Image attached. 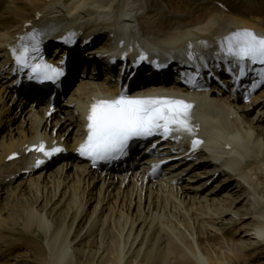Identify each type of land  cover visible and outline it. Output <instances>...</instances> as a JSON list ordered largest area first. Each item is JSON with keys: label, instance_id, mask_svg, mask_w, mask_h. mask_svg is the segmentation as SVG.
Wrapping results in <instances>:
<instances>
[{"label": "bare ground", "instance_id": "6f19581e", "mask_svg": "<svg viewBox=\"0 0 264 264\" xmlns=\"http://www.w3.org/2000/svg\"><path fill=\"white\" fill-rule=\"evenodd\" d=\"M120 1L0 0V75L8 63L11 64L9 45H14L20 34L41 25L56 26L60 34H56L55 39L70 29L75 30L77 35L81 33L83 38L104 32L118 22L119 16L122 18L120 23L127 25L130 21L126 18L135 16L145 38H153L159 48L164 47L167 51H172L179 42L186 43V39H201V44L204 42L207 46L215 41L214 36L226 33L228 36L244 28L264 34V0H144L145 3L142 0H126L125 4ZM27 23L31 25L27 26ZM148 34L151 35L147 37ZM49 43H54L51 54L54 57L51 58L58 60L64 55L66 47L56 41ZM49 43H46L47 46ZM75 45L73 57L79 63L85 57L79 54L81 43L76 41ZM85 52L91 53L92 50ZM76 68L79 69V65ZM10 73L11 69L0 77V216L7 215L19 199L33 196L36 202L42 201L41 209L47 211L41 212L37 206H31L26 212L27 227L23 229L29 233L37 224L47 237L42 244L37 241L30 245L37 258L48 264L71 263L72 244L81 232L74 239L69 236L75 222L79 224L81 220L87 227L83 235L89 237V243L112 253L111 261L107 262L109 259L106 258L101 264H122L126 255L138 259L136 264H215L209 256L213 251V258H217L210 240H224L227 225L230 222L232 225L241 223L248 218L246 215L253 218L250 225L255 244H264V210L259 209L264 199L257 194L259 173L256 172L264 170V133H255L250 124V121L255 125L261 120L264 97L260 99V96H264V88L244 102L239 101V96L229 95L226 90L207 86L206 83L201 84L202 90L194 93H182L172 85H166L161 90H148L153 87L150 83L145 85L146 91H137L142 95L165 94L196 108L191 115L194 127L191 135L202 136V150L190 165L183 164L186 162L184 159L190 158L186 155L178 168L177 164L167 166L169 172H173L169 177L163 175L159 179H151L144 166L148 161L146 159L139 169L121 177L96 175L78 162V157L72 161L64 157L52 171L41 170L29 175L33 173L34 165L25 153V145L42 137L49 146H64L68 155L74 152L86 136L88 102L98 93L108 96L111 93L98 90V85L106 82L103 81L104 75L80 70L77 75L82 77L77 78L66 100L57 104L58 109L65 113L57 117L55 113L47 116L48 103H40L42 95L16 93L15 78L8 80ZM107 86L104 84L101 88ZM72 102L74 105L69 107ZM57 107L54 106L55 112ZM250 113L255 114L249 118ZM11 122L18 123L13 126ZM9 124L10 127L5 128ZM179 137L184 139L186 132H181ZM181 143L179 139L169 146V151H175ZM184 152L185 149L177 151L178 154ZM12 153L21 156L8 159ZM50 162L46 158L42 167ZM27 169L30 170L26 172ZM221 175L226 176L221 184L217 183L209 193L205 192L211 197L204 195L199 198L208 178L215 179ZM195 177L201 180L200 183L186 189ZM185 180L186 186L180 185ZM48 182L54 185L53 193L45 197L43 192L47 191ZM92 182L94 184L90 188ZM238 191L241 193L237 194ZM218 194L220 197L216 198ZM246 198L254 203L250 212L242 217L243 205H236ZM193 202L195 205L186 209ZM201 205L205 206L204 214L200 213ZM190 210L193 213L188 212ZM176 212L190 213L193 222L173 218ZM59 213L64 217L70 214L67 226L65 223L62 227L57 228L55 224L53 227L47 219L48 215H56L55 218ZM229 214H233L232 217L225 219L224 216ZM1 222L3 218L0 217ZM60 232L64 236L61 246L57 247L55 239ZM11 241L5 240L0 233V264H6L3 258L9 255L15 242ZM226 249L231 252L230 248ZM128 264H133V261Z\"/></svg>", "mask_w": 264, "mask_h": 264}, {"label": "snow or ice", "instance_id": "6c2138e0", "mask_svg": "<svg viewBox=\"0 0 264 264\" xmlns=\"http://www.w3.org/2000/svg\"><path fill=\"white\" fill-rule=\"evenodd\" d=\"M46 35L43 30H33L18 38L21 43L19 48H13V57L18 70L24 72L29 80L56 84L65 73L62 67H54L43 60L41 45ZM219 48L218 55H222L229 65L234 83L239 84L251 71L258 77V81L254 79L251 86L255 88L264 84V37L250 30H238L223 37ZM146 59L144 54L139 57V61ZM188 59L195 60V54L189 51ZM139 61L134 66H138ZM233 66L237 71H233ZM196 72H199L198 67ZM192 107L179 99L132 97L123 92L112 100H94L87 115V139L80 145L79 154L90 159L95 166L97 162L107 163L126 156L136 141L152 137L166 140L174 132L192 134ZM200 143V140L194 139L192 149L195 150ZM34 150L46 157L62 151L60 148L46 150L44 144ZM41 163L43 161L38 160L37 166ZM157 167L153 166V172Z\"/></svg>", "mask_w": 264, "mask_h": 264}, {"label": "rangeland", "instance_id": "374dc122", "mask_svg": "<svg viewBox=\"0 0 264 264\" xmlns=\"http://www.w3.org/2000/svg\"><path fill=\"white\" fill-rule=\"evenodd\" d=\"M119 1L120 0H118V2ZM120 2H124V4H125L126 0H121ZM73 88L68 89L64 99H66L67 96H69V93ZM261 97H263V96H261ZM255 100H259V99H255ZM254 114L250 113L248 115V117L250 118ZM259 121L257 123L255 122V125H254L255 127L253 129H254L255 133H261L262 134V133H264V129H262L261 127H262L264 121L263 120H261V122H259ZM17 123L11 122V125H13V124L17 125ZM253 123H251V124L253 125ZM256 125H258V126H256ZM8 126L10 127V124L5 125V128H8ZM1 127H4V126H1ZM262 137H264V134L262 135ZM53 169H54V167L51 168V171ZM208 169L209 168H206V170H208ZM198 171H200V170H198ZM256 172L259 173L258 180H257L259 188L257 189V194L262 199H264V170L263 171L256 170ZM195 174L196 173H194V175ZM194 175H193V177H194ZM206 176L207 175H205V177ZM225 177L226 176L221 175V176L216 177L215 179L208 178L206 186L203 187L200 191L201 195L199 196V198H201V196H204V195H207V197H211V195L206 194V193H209V190L212 187L214 188V186L217 183L221 184L220 181L223 180ZM184 179H186V177ZM186 180H185V182H182L180 185H185ZM193 180L194 181H191L192 183L188 184V186L185 185L186 189H187V187H191V185H193V187H194V185L197 186L201 181V180L198 181L199 179L196 177ZM204 180H206V179H204ZM42 185L43 184L41 182V186ZM47 185H48L47 191L43 192L45 197H49V195H51L53 193L54 185L50 184L49 182L47 183ZM92 185H93V183L90 184L89 187L91 188ZM204 188H206L205 191H203ZM188 190H190V188H188ZM93 191H94V189H93ZM203 192L204 193L206 192V193L204 194ZM221 193H219V194L221 195ZM240 193H241V191H238L237 194H240ZM40 194H41V192H40ZM219 194L216 195L215 197L216 198L220 197ZM27 199L26 198L21 199V201L19 199L17 203L13 204V206L10 207L11 211L10 210L7 211L8 212L7 215L5 214L3 216H0L1 218H3V222H4V223L3 222L0 223L1 235L5 237V240H8V241L12 240L11 242L15 241L13 246H11L12 248L9 252V255H7L5 259L3 258V260H5L6 264H48L47 262H44V261L40 260L39 258H37V256L33 252L32 248L30 247L31 244L32 245H33V243L36 244L37 241H39V244H42L46 241L47 237L44 235V232H42L38 229L37 224H36V226H33L32 231L29 233H27L25 230H23L25 227H27V216H26L27 210L31 206H37V208L41 209L42 208V201L38 200L36 202L35 198L33 196H31V198L29 197ZM36 199H37V197H36ZM22 200H24V201L22 202ZM217 201H219V200H217ZM51 203H53V200ZM253 203H254V201H252L249 198H246L236 205V207L243 205V207L241 209V214H240L242 217L245 216L244 214H246V212H250L249 210L251 207H253ZM49 205H47V208ZM193 205H195L194 202L192 205L188 204L186 209L189 206L191 207ZM142 206H143V204H142ZM259 207H260L259 208L260 211L264 210V200L261 201V204L259 205ZM199 208H201L200 213L202 212L204 214L206 212L205 206L203 207V205H201ZM89 209H90V207H89ZM40 211L45 212L47 210L41 209ZM22 212H23V214H22ZM188 212L193 213V211H191V210ZM198 212H199V210H198ZM183 213L176 212V213H174L173 218L181 219L187 223L193 222L189 217L190 213L188 215L185 213L183 214ZM169 215L171 216V213ZM232 215H230V214L225 215L224 218L227 219L228 217H232ZM45 216H46V214H45ZM54 216H56V215H52V216L48 215V217H47V219L49 220V222L52 224L53 227H55V225H56L57 228H59V227H62V224L65 225V223L67 226L68 222H70V214L68 216L64 217V215H62V214L60 215V213H59V214H57V217L54 218ZM61 216H63L64 219ZM246 216H248V218L244 219L241 223L239 222L237 224L232 225V223L230 222V224L227 225L228 229H227V231L225 230L226 232H225L224 240H221L218 238L210 240L211 245L214 248L212 250H215L216 256L219 259V260H217L216 257L213 258L214 257L213 251L210 253L209 256L212 257V260L215 262V264H226V263L227 264H264V244H262L261 246H257V244H255L254 236L252 235V229H251L252 227L250 225L251 222L253 221V218H251V217L249 218V215H246ZM83 220H85V219H83ZM226 221H229V220H226ZM4 224L6 226H4ZM2 227H4V228H2ZM86 228L87 227H84V221H82V220L79 222V224H76V222H75V224L73 225V230L71 232L72 235L69 237H71V239H74V237L76 235H78L80 232L81 233L79 235V238L75 240V243L72 244L71 253L73 255V257H72L73 261L69 264H101L103 261H105L106 258L109 259L107 262H110L112 259V253L102 251V249H99L96 244L89 243L90 242L89 237H85L83 235ZM58 232L59 231L57 230V233ZM63 236H64V234L63 233L61 234V232H60L59 235L57 236V238L55 239V241H56L55 245H58L57 247L61 246V241L63 239ZM83 237H85V238L82 240L81 238H83ZM57 240H58V242H57ZM28 241H29V243H27ZM86 241H88V243ZM226 248H230L231 252H228ZM46 250H49V249L46 248ZM220 251H222L223 253L220 254ZM130 260L133 261V264H136L138 262V259H134L133 256L131 257V256L126 255V257L123 258L122 264H128L130 262ZM65 264H67V263H65ZM191 264H193V263H191Z\"/></svg>", "mask_w": 264, "mask_h": 264}]
</instances>
